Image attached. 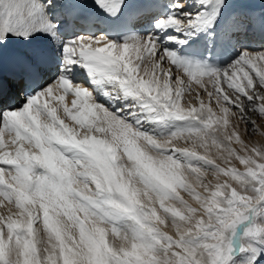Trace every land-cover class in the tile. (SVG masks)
Returning a JSON list of instances; mask_svg holds the SVG:
<instances>
[{
	"label": "snow or ice",
	"instance_id": "obj_1",
	"mask_svg": "<svg viewBox=\"0 0 264 264\" xmlns=\"http://www.w3.org/2000/svg\"><path fill=\"white\" fill-rule=\"evenodd\" d=\"M0 264H264V0H0Z\"/></svg>",
	"mask_w": 264,
	"mask_h": 264
}]
</instances>
